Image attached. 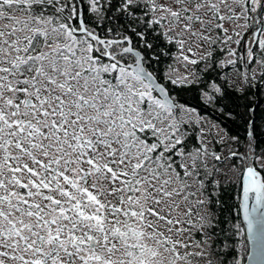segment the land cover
Masks as SVG:
<instances>
[{
    "label": "snow or ice",
    "instance_id": "1",
    "mask_svg": "<svg viewBox=\"0 0 264 264\" xmlns=\"http://www.w3.org/2000/svg\"><path fill=\"white\" fill-rule=\"evenodd\" d=\"M0 264H264V0H0Z\"/></svg>",
    "mask_w": 264,
    "mask_h": 264
},
{
    "label": "trees",
    "instance_id": "2",
    "mask_svg": "<svg viewBox=\"0 0 264 264\" xmlns=\"http://www.w3.org/2000/svg\"><path fill=\"white\" fill-rule=\"evenodd\" d=\"M185 99L190 101L191 103L195 104L196 100L194 99V94L193 93H189L185 96ZM237 102V98L235 96H233L231 99H226L223 103L228 104L229 105V110H232L235 106ZM238 110V109H237ZM205 112H211V109H204ZM213 115H216L215 113H213ZM221 119H223V117H221ZM226 125L232 129H236L237 128V124L235 121L232 120H227L226 121ZM240 131L242 132L243 130L240 129ZM242 150V149H241ZM230 190L225 191L223 193L222 199L225 201V204L227 206H231V204L233 203L232 201V197L229 194Z\"/></svg>",
    "mask_w": 264,
    "mask_h": 264
},
{
    "label": "rangeland",
    "instance_id": "3",
    "mask_svg": "<svg viewBox=\"0 0 264 264\" xmlns=\"http://www.w3.org/2000/svg\"><path fill=\"white\" fill-rule=\"evenodd\" d=\"M251 19L249 20V23H250Z\"/></svg>",
    "mask_w": 264,
    "mask_h": 264
},
{
    "label": "flooded vegetation",
    "instance_id": "4",
    "mask_svg": "<svg viewBox=\"0 0 264 264\" xmlns=\"http://www.w3.org/2000/svg\"><path fill=\"white\" fill-rule=\"evenodd\" d=\"M250 23H251V21H250Z\"/></svg>",
    "mask_w": 264,
    "mask_h": 264
}]
</instances>
